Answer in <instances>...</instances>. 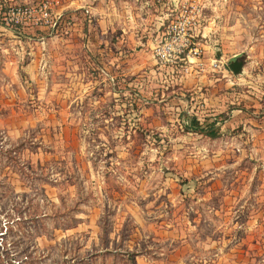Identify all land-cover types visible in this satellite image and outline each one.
<instances>
[{
    "label": "rangeland",
    "instance_id": "1",
    "mask_svg": "<svg viewBox=\"0 0 264 264\" xmlns=\"http://www.w3.org/2000/svg\"><path fill=\"white\" fill-rule=\"evenodd\" d=\"M43 1L59 46L45 77L3 69L0 36V264H264V148L188 128L205 90L176 69L105 64L80 2L0 0V16ZM200 1L214 47L251 65L246 99L264 103V0Z\"/></svg>",
    "mask_w": 264,
    "mask_h": 264
},
{
    "label": "crops",
    "instance_id": "2",
    "mask_svg": "<svg viewBox=\"0 0 264 264\" xmlns=\"http://www.w3.org/2000/svg\"><path fill=\"white\" fill-rule=\"evenodd\" d=\"M153 1L62 0L56 10L60 13L63 11L67 14L72 13L73 10L77 9V4L80 2L81 8L86 9L88 14L94 16V20L98 23L97 51L99 57L101 56L102 61L105 64H110L114 69L121 68L123 63L128 61L124 69L127 72H132L140 68H149L150 65L158 66L151 53V47L158 35L160 21L165 18V15L161 17L155 12ZM45 26L31 24L23 27L20 31L0 27V36L9 37L5 43L8 48H2L5 51L1 55L4 58L2 60L3 69L22 68L23 74L31 80L45 77L46 73L53 70L57 55L56 48H59L56 44L55 46L52 45L53 41L56 42V29ZM88 26L87 24L85 29L83 27L81 32L82 43L86 51L90 50L89 46L93 43V40L90 39V33H88ZM208 28L207 25L202 24L199 29L205 37L203 41L205 42L207 62H209L208 58L214 55L221 58L225 63L221 69L213 70L207 64L205 72L181 73L180 82L183 83V86L190 88L193 85L194 87L203 86L205 91L201 92L200 96L195 97L197 106L191 110L192 113L183 109L180 115H186L189 121L191 116L195 117L196 123H202L205 120L215 122V125L219 127V135L216 137L204 136L205 139L214 143L218 140L219 142L224 140L226 145L231 144L233 139L228 137L227 133L230 129L236 128L238 131L251 133L252 139H247V141L252 142L251 145L264 148V103L251 104V100L246 99L247 95L243 93L242 88L243 84L249 82L247 72L249 74L251 71V65L249 66L242 59L240 73H230L227 69V61L235 54L225 57L218 47H214L215 41L212 39L213 35H209ZM3 40L4 38L1 37L0 41ZM68 45L71 44H66V46ZM8 49L10 53L14 52L13 54L17 56L11 55ZM107 55L110 58H107ZM241 56L240 53L239 59ZM20 59H25V61L20 65L13 64L19 62ZM183 122L184 124L187 123L184 120ZM202 141L205 142L204 139Z\"/></svg>",
    "mask_w": 264,
    "mask_h": 264
},
{
    "label": "built area",
    "instance_id": "3",
    "mask_svg": "<svg viewBox=\"0 0 264 264\" xmlns=\"http://www.w3.org/2000/svg\"><path fill=\"white\" fill-rule=\"evenodd\" d=\"M50 4L43 1L37 5L9 7L1 14L0 21L10 28L31 24L54 26L57 21L51 18ZM166 4L170 12L160 22L151 47L158 66L172 67L182 74L205 72L207 64L213 70L221 69L225 61L213 55L207 62L205 56V37L199 31L204 21V4L200 0H167Z\"/></svg>",
    "mask_w": 264,
    "mask_h": 264
},
{
    "label": "trees",
    "instance_id": "4",
    "mask_svg": "<svg viewBox=\"0 0 264 264\" xmlns=\"http://www.w3.org/2000/svg\"><path fill=\"white\" fill-rule=\"evenodd\" d=\"M188 128L192 131L203 133L209 137H216L219 135V127L215 125V122H208L205 120L202 123H196L195 117L190 118Z\"/></svg>",
    "mask_w": 264,
    "mask_h": 264
},
{
    "label": "water",
    "instance_id": "5",
    "mask_svg": "<svg viewBox=\"0 0 264 264\" xmlns=\"http://www.w3.org/2000/svg\"><path fill=\"white\" fill-rule=\"evenodd\" d=\"M239 58L240 54H235L227 61V66L233 74H238L241 71L242 61Z\"/></svg>",
    "mask_w": 264,
    "mask_h": 264
}]
</instances>
